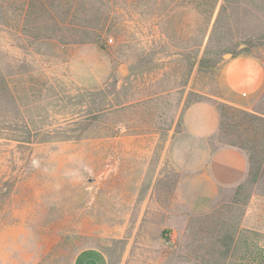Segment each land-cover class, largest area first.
<instances>
[{
    "label": "rangeland",
    "instance_id": "374dc122",
    "mask_svg": "<svg viewBox=\"0 0 264 264\" xmlns=\"http://www.w3.org/2000/svg\"><path fill=\"white\" fill-rule=\"evenodd\" d=\"M239 56L264 62V0H0V264H264V90L229 91Z\"/></svg>",
    "mask_w": 264,
    "mask_h": 264
},
{
    "label": "crops",
    "instance_id": "0c3cea01",
    "mask_svg": "<svg viewBox=\"0 0 264 264\" xmlns=\"http://www.w3.org/2000/svg\"><path fill=\"white\" fill-rule=\"evenodd\" d=\"M225 83L242 100L256 99L264 90V62L251 56L232 59L225 69ZM220 121L212 103L199 102L186 110L183 127L188 138L204 143L217 134ZM73 264H109V257L100 248H86L77 254Z\"/></svg>",
    "mask_w": 264,
    "mask_h": 264
},
{
    "label": "trees",
    "instance_id": "16d2710c",
    "mask_svg": "<svg viewBox=\"0 0 264 264\" xmlns=\"http://www.w3.org/2000/svg\"><path fill=\"white\" fill-rule=\"evenodd\" d=\"M219 0H182L183 8L187 12L192 10L198 11L203 15H209L211 11H215Z\"/></svg>",
    "mask_w": 264,
    "mask_h": 264
}]
</instances>
